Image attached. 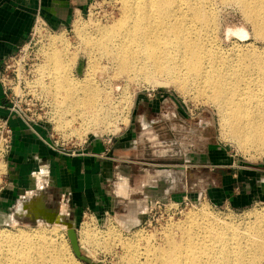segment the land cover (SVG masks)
I'll return each mask as SVG.
<instances>
[{"label": "rangeland", "instance_id": "obj_1", "mask_svg": "<svg viewBox=\"0 0 264 264\" xmlns=\"http://www.w3.org/2000/svg\"><path fill=\"white\" fill-rule=\"evenodd\" d=\"M204 1L216 16L215 25H211L210 31L213 32V44L221 54L231 58L249 55L264 48V39L256 33L253 22L237 2ZM125 2L99 0L96 4L90 3L67 26L52 28L48 24L51 41L38 44L39 51L45 55L39 67L43 74L39 73L42 77L47 76L46 82L50 83L45 91L60 105L57 106L54 100L53 125L57 130L69 137L77 136L82 141L94 134L119 136L133 124L140 144L137 152L139 162L134 167L131 181L137 185L145 184V187L129 194L124 176L115 178L118 194L129 198L122 209L99 213L86 210L75 214L63 203H57V200H45L43 208L55 213L56 219L40 216L35 211L39 207L36 203L33 206L35 209L28 204L27 213L0 223V233H15L20 229L30 233L37 231L39 234L35 237L40 236L37 239L48 243L53 241L51 245L57 244L56 248H62V259L67 264H89L75 255L67 234L70 226L77 232L82 254L93 263L130 264L129 256L133 252L138 254V251H144L148 246H167L170 237L174 236L176 240H182V225L193 213H206L215 222L243 226L254 222L256 213L264 210V148L244 149L239 144L232 130L228 129L230 127L221 123L220 107L208 96L211 95L209 89L203 91L193 82L182 87V79H175L178 80L176 82L164 74L148 80L135 71L129 72L119 67L108 55L105 45L101 47L99 43L96 44L98 40L90 42L87 39L97 36L101 27L116 29V22L128 9ZM55 51H61L65 57L61 66L50 62L49 55ZM64 77L81 83L71 90L67 85H62L67 82ZM39 82L44 83L43 78ZM64 92H68L67 95ZM160 95L163 98L162 110L156 111L159 114H154V120H150L151 116L148 119L144 115L141 118L135 116L139 97L150 100ZM70 97L73 99L70 100ZM68 105L71 109L74 107L73 112L67 108ZM95 106H101V110H97L103 113L101 116L106 122L100 118L91 122L88 120L87 126L92 123L90 129L86 126L83 128L80 126L83 119L77 112L84 110L85 113H91L90 110H95ZM4 166L5 162L0 161V183L2 173L6 170ZM222 175L225 176L220 180ZM229 197L237 201L229 200ZM177 225L181 228L178 229ZM41 236L46 238L43 240ZM126 242H129L130 247ZM1 244L0 264H12L11 260L5 259L8 256L2 251L9 249L10 245L7 241ZM131 245L135 250L131 249ZM136 246L139 250H136ZM141 256L138 255L139 260L143 259V254Z\"/></svg>", "mask_w": 264, "mask_h": 264}, {"label": "bare ground", "instance_id": "obj_2", "mask_svg": "<svg viewBox=\"0 0 264 264\" xmlns=\"http://www.w3.org/2000/svg\"><path fill=\"white\" fill-rule=\"evenodd\" d=\"M233 1L242 7L247 18L253 22L256 33L264 39V0ZM125 4H128V9L116 22V29L101 27L97 36L86 38L90 42L98 40L96 44L99 43L101 47L102 44L105 45L109 51L108 55L112 56L119 67L129 72L135 71L147 79L164 74L172 80L182 79V84L179 83L182 87L193 82L202 90L209 89L211 95L208 96L220 107L223 121L221 123L227 125V128L230 127L228 129L232 130L233 137L239 144L243 148H264V48L250 53L251 55H235L236 57L231 58L221 54L213 44V32L210 31L211 25H215L216 16L204 0H126ZM53 43L57 42L54 40ZM63 56L61 51H55L50 53L49 59L55 66H61L65 58ZM64 78L67 82L61 84L67 85L71 90L81 83ZM59 81L56 80L57 84ZM71 95L73 97V94ZM98 104L100 105L99 102ZM96 106L95 110H90L91 113H85L84 110L75 112L87 123L88 120H102V105L100 108ZM70 107L68 105L67 108L71 109ZM105 114L107 116V113ZM256 214L254 222L238 226L228 222H215L210 218L212 216L207 217L206 213H193L189 215L185 225H182V240H176V236H168L167 239L170 237V240L167 246H148L144 251H138V254L133 252L129 256V263L264 264V210ZM44 216L56 219L54 214L49 212H45ZM38 234L37 231L30 233L22 229L15 233H0V248L3 241L10 245L9 249L2 250L8 256L5 259L11 260L12 264H67L62 259V248H56L57 244L51 245L53 241L48 243L37 239L40 238L35 237ZM42 238L44 240L46 237L41 236ZM126 243L130 247L129 242ZM132 248L134 247L131 245ZM128 252L130 253V250ZM142 254L143 259L139 260L138 255Z\"/></svg>", "mask_w": 264, "mask_h": 264}, {"label": "crops", "instance_id": "obj_3", "mask_svg": "<svg viewBox=\"0 0 264 264\" xmlns=\"http://www.w3.org/2000/svg\"><path fill=\"white\" fill-rule=\"evenodd\" d=\"M94 1L99 0H0V74L4 59L28 39L36 18L42 17L52 28L67 26ZM162 103L161 95L150 100L139 97L135 116L154 120ZM7 105L0 82V117L9 116L14 130L0 183V223L27 213L28 204L33 207L37 203V210L33 208L42 217L45 212L52 213L43 208L45 200H57L75 214L120 210L129 199L115 188L114 180L121 176L127 180L124 184L129 194L145 187L131 181L140 145L133 124L110 144L102 137L91 138L75 154H66L52 148L48 127L31 128L18 116H10ZM229 200L237 201L234 197Z\"/></svg>", "mask_w": 264, "mask_h": 264}, {"label": "built area", "instance_id": "obj_4", "mask_svg": "<svg viewBox=\"0 0 264 264\" xmlns=\"http://www.w3.org/2000/svg\"><path fill=\"white\" fill-rule=\"evenodd\" d=\"M92 3L96 4L97 1ZM50 34L51 28L48 23L42 17L36 18L28 39L15 53L4 59L0 82L7 99L9 115L18 116L31 128L36 125L48 127L52 140L51 146L61 153L75 154L79 147L90 141L91 138L102 137L107 144H110L116 135L97 136L94 134L95 136L87 137L81 141L77 136H66L63 131L57 130L53 125L56 104L45 91L47 84L50 86V83L46 82L47 78L45 77L47 76H41L43 71H40L39 67L45 55L41 54L38 47L39 43L42 45L48 40L51 41V38L48 37ZM42 78L44 83L39 82ZM9 118V116L0 117L1 162H5L14 141V130ZM85 123L83 119L80 125L87 126ZM87 127L90 129V126ZM1 172L0 170V174Z\"/></svg>", "mask_w": 264, "mask_h": 264}, {"label": "water", "instance_id": "obj_5", "mask_svg": "<svg viewBox=\"0 0 264 264\" xmlns=\"http://www.w3.org/2000/svg\"><path fill=\"white\" fill-rule=\"evenodd\" d=\"M67 234H68V237L70 239L71 246L73 248L75 255L84 262H88L89 264H95L89 258H87L85 255L82 254L81 246L79 243V238H78V235H77L75 228L70 226L67 229Z\"/></svg>", "mask_w": 264, "mask_h": 264}]
</instances>
